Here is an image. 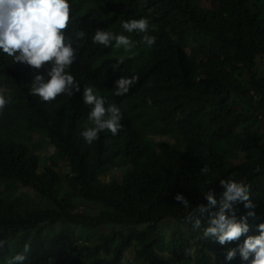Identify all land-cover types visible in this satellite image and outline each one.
I'll return each instance as SVG.
<instances>
[{"label": "trees", "instance_id": "1", "mask_svg": "<svg viewBox=\"0 0 264 264\" xmlns=\"http://www.w3.org/2000/svg\"><path fill=\"white\" fill-rule=\"evenodd\" d=\"M210 1L213 7L200 0H142L144 7L141 0H69L66 36L86 33L73 44L76 59L67 70L81 90L52 102L29 94L36 75L50 79L48 66L14 63L0 50V92L11 100L0 112V264L17 254L26 256L24 264L50 258L53 264H123L132 248L133 264H167L165 253L178 264H251L238 249L264 223V142L254 132L264 120V0ZM143 17L150 20L152 46L141 42L143 34L122 28ZM97 30L128 36L132 52L116 49L115 41L108 48L93 44ZM132 76L138 82L129 93L115 96L116 81ZM86 86L99 92L106 108L114 104L122 112L118 134L102 131L92 145L81 136L89 123ZM51 148L48 157L40 153ZM112 170L121 174L103 181ZM222 179L248 186L253 205H234L249 232L225 245L202 238L220 209ZM26 188L48 207L20 203L28 200ZM208 190L217 204L197 213L196 229L185 218L208 205ZM81 201L98 206L97 213L85 211ZM116 225L125 227L99 231ZM85 232L96 234L92 244L76 242ZM232 249L237 254L229 261Z\"/></svg>", "mask_w": 264, "mask_h": 264}, {"label": "clouds", "instance_id": "2", "mask_svg": "<svg viewBox=\"0 0 264 264\" xmlns=\"http://www.w3.org/2000/svg\"><path fill=\"white\" fill-rule=\"evenodd\" d=\"M140 6L144 7L142 0ZM71 16L69 0H0V50L12 57L14 63H24L37 70L48 66L46 75L50 79H46L45 75H36L29 91L30 95L39 97L42 102H52L61 94L73 97L81 90L79 82L67 70L76 59L73 44L82 40L86 33L76 31L75 39L66 36ZM122 28L129 34H143L141 42L148 46L155 43V37L148 35L150 20L147 17L124 21ZM113 41L116 49L123 48L128 53H131L135 46L128 36L117 35L110 30H97L92 39L93 44L103 45L105 48L111 47ZM118 61L119 63L115 65L117 69L124 63V59ZM137 82V76L121 77L116 81L113 94L117 97L125 96ZM83 101L90 108L87 116L89 123L85 124L81 132L88 145L97 141L102 131L108 130L113 135L118 134L122 127L120 107L113 104L106 108L105 99L91 86L84 87ZM10 102V98L0 92V112ZM148 103L151 104L150 99ZM208 171L207 167L202 169L203 173ZM219 183L226 191L220 201L219 211L213 214L209 221L211 226L203 230L202 238H215L221 245H225L249 232L247 217L243 218V222H238L234 205L238 202H247L246 208H252L253 205L250 201L249 188L244 183H238L233 179H222ZM204 197L208 205L200 204L194 214L185 218L196 229L201 228V219L197 217V213L202 216L217 204L212 190H208ZM175 199L184 207H188L190 203L181 194H177ZM228 213H231V216ZM248 215L254 216L255 213L249 212ZM258 231L259 235L249 236L238 249L244 261L251 258V264H264V223L258 226ZM4 246L5 241L0 240V248ZM28 251L29 247L26 245L25 252ZM236 254L237 249L228 251L226 259L231 261ZM164 259L166 261V258ZM25 260L24 254H17L8 260L7 264H24ZM48 264H53L51 258Z\"/></svg>", "mask_w": 264, "mask_h": 264}, {"label": "rangeland", "instance_id": "3", "mask_svg": "<svg viewBox=\"0 0 264 264\" xmlns=\"http://www.w3.org/2000/svg\"><path fill=\"white\" fill-rule=\"evenodd\" d=\"M202 5L204 7H213L212 4H211V1L210 0H200ZM262 71L264 72V69H262ZM262 87L264 88V81L262 82ZM255 134L257 133L260 137V139L262 140V142H264V120L262 121V123L260 124V126L254 131ZM157 140L159 139H165L163 137H155ZM40 153H42L44 156H49L53 153V149H44V150H41ZM241 161L243 160V157H241ZM68 171V167L65 165V164H61V172H67ZM121 174V170H112V171H109V173H107L106 175L102 176L101 179L103 181H113V179L115 178V176ZM22 192H25L26 195H29L28 197V200H25V198L21 197L20 199V203H28L29 204H32L33 206H37V207H42V208H47L48 207V204L45 203L44 201H42L41 199H39L34 191L31 189V188H26L24 189V191ZM115 192L117 193H121L120 189L118 186H116L115 188ZM85 198V197H84ZM82 203L80 204H83V205H86L84 206L85 207V211H87L88 213L92 214V215H95L98 211V206H95L93 204H90L89 202H83L81 201ZM15 204H18L17 201L14 202ZM80 207V206H79ZM77 211H80V210H77ZM174 223H171V224H178L177 221L173 220ZM185 222H183L180 226L182 227V229L185 230V226L186 224H184ZM125 226H120V225H116V226H105L104 228L100 229L99 231H113V230H122ZM181 227H178V228H181ZM159 228L161 229L162 228V224L159 225ZM174 229V228H173ZM177 229H174V231L176 232ZM166 236L168 237L167 233H165ZM96 235V234H95ZM95 235H87V233H82L81 235H79L78 237H81L79 238V240H77L76 242H79V243H82L84 242L85 243V240L88 241V243L92 244L95 240H96V236ZM83 236V237H82ZM87 237L86 239H83ZM134 254H135V249L132 248L130 249L126 254H125V258H124V262L123 264H133L132 261H133V258H134ZM164 258H166V261L168 262V264H178L172 257L169 256L168 253H165V255H163Z\"/></svg>", "mask_w": 264, "mask_h": 264}]
</instances>
